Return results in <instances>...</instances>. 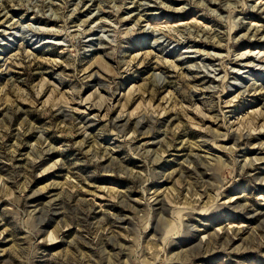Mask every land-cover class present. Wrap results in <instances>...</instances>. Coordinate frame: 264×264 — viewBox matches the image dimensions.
I'll use <instances>...</instances> for the list:
<instances>
[{
  "label": "rangeland",
  "instance_id": "obj_1",
  "mask_svg": "<svg viewBox=\"0 0 264 264\" xmlns=\"http://www.w3.org/2000/svg\"><path fill=\"white\" fill-rule=\"evenodd\" d=\"M0 264H264V0H0Z\"/></svg>",
  "mask_w": 264,
  "mask_h": 264
}]
</instances>
